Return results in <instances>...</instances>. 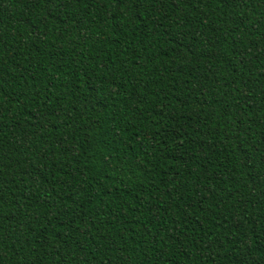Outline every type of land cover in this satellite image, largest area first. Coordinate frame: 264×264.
Instances as JSON below:
<instances>
[{
  "label": "trees",
  "instance_id": "16d2710c",
  "mask_svg": "<svg viewBox=\"0 0 264 264\" xmlns=\"http://www.w3.org/2000/svg\"><path fill=\"white\" fill-rule=\"evenodd\" d=\"M0 264H264V0H0Z\"/></svg>",
  "mask_w": 264,
  "mask_h": 264
}]
</instances>
